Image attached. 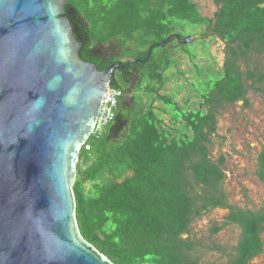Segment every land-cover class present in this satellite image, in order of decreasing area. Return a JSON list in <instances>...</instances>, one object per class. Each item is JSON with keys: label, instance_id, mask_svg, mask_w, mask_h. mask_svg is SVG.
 <instances>
[{"label": "trees", "instance_id": "obj_1", "mask_svg": "<svg viewBox=\"0 0 264 264\" xmlns=\"http://www.w3.org/2000/svg\"><path fill=\"white\" fill-rule=\"evenodd\" d=\"M65 1L80 59L100 72L132 64L113 74L110 87L127 99L135 85L143 94L134 114L121 98L115 122L81 149L73 195L82 239L112 264H203L202 252L210 249L193 241L191 227L213 210H228L211 236L238 227L226 264H252L264 252V209L229 205L225 159L214 161L210 152L221 111L240 102L249 107L250 91L264 95V0H212V19L192 0ZM203 26V37L225 44V58L218 71L194 63L200 102L191 108L190 99L182 104L162 91L175 54L197 59L192 44L175 36L184 39L181 30ZM152 47L150 58L137 62ZM255 176L264 185V150Z\"/></svg>", "mask_w": 264, "mask_h": 264}, {"label": "water", "instance_id": "obj_2", "mask_svg": "<svg viewBox=\"0 0 264 264\" xmlns=\"http://www.w3.org/2000/svg\"><path fill=\"white\" fill-rule=\"evenodd\" d=\"M66 8L0 0V264H112L79 233L73 185L113 74L132 64L83 62Z\"/></svg>", "mask_w": 264, "mask_h": 264}, {"label": "rangeland", "instance_id": "obj_3", "mask_svg": "<svg viewBox=\"0 0 264 264\" xmlns=\"http://www.w3.org/2000/svg\"><path fill=\"white\" fill-rule=\"evenodd\" d=\"M192 1L197 4L201 15L205 18L212 19L217 12V7L212 0ZM180 32H187L181 35L194 39L191 50L197 59L189 58L183 52L175 54L176 64L167 74L169 81L162 94L171 96L182 104L190 99L193 104L191 108H196L200 100L193 86L199 81L194 71V63L204 70H220L225 58V44L211 35L203 37L207 32L204 26L189 27ZM201 39L204 40V46H200ZM176 44L173 45L176 46ZM101 52L104 53L105 49H101ZM262 61L263 59L260 58L259 62L263 63ZM134 88L136 85L130 92L125 105V110L129 114L137 112L138 99L140 95H143L140 91L134 92ZM248 100L247 108L240 102L227 106L221 111L210 156L214 161L220 157L225 159L224 189L229 205L241 210L259 211L264 209V185L258 181L255 173L259 154L264 150V95H255L250 91ZM162 117L169 124L168 117L164 114ZM228 214V210H213L191 227L193 241L203 243L205 248L210 249L202 252L203 264H226L228 257L233 255L234 248L240 239L241 231L238 227L229 226L214 236L210 233L213 226H222L225 223ZM262 239L264 241V235ZM215 247L219 251L215 250ZM252 264H264V252Z\"/></svg>", "mask_w": 264, "mask_h": 264}, {"label": "built area", "instance_id": "obj_4", "mask_svg": "<svg viewBox=\"0 0 264 264\" xmlns=\"http://www.w3.org/2000/svg\"><path fill=\"white\" fill-rule=\"evenodd\" d=\"M121 98V91L113 89L110 86L107 87L103 95L98 120L95 125L93 134H100L102 129H105L115 122Z\"/></svg>", "mask_w": 264, "mask_h": 264}, {"label": "flooded vegetation", "instance_id": "obj_5", "mask_svg": "<svg viewBox=\"0 0 264 264\" xmlns=\"http://www.w3.org/2000/svg\"><path fill=\"white\" fill-rule=\"evenodd\" d=\"M122 100H123V104H126L127 97H125L123 94H122Z\"/></svg>", "mask_w": 264, "mask_h": 264}, {"label": "bare ground", "instance_id": "obj_6", "mask_svg": "<svg viewBox=\"0 0 264 264\" xmlns=\"http://www.w3.org/2000/svg\"><path fill=\"white\" fill-rule=\"evenodd\" d=\"M251 10V9H250Z\"/></svg>", "mask_w": 264, "mask_h": 264}, {"label": "clouds", "instance_id": "obj_7", "mask_svg": "<svg viewBox=\"0 0 264 264\" xmlns=\"http://www.w3.org/2000/svg\"><path fill=\"white\" fill-rule=\"evenodd\" d=\"M110 86V85H109Z\"/></svg>", "mask_w": 264, "mask_h": 264}]
</instances>
